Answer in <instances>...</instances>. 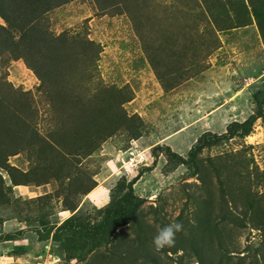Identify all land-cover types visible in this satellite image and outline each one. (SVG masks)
I'll return each instance as SVG.
<instances>
[{
    "label": "rangeland",
    "instance_id": "374dc122",
    "mask_svg": "<svg viewBox=\"0 0 264 264\" xmlns=\"http://www.w3.org/2000/svg\"><path fill=\"white\" fill-rule=\"evenodd\" d=\"M260 89L264 0H0V264H264V96L248 135L173 155ZM135 176L126 223L38 236Z\"/></svg>",
    "mask_w": 264,
    "mask_h": 264
},
{
    "label": "trees",
    "instance_id": "16d2710c",
    "mask_svg": "<svg viewBox=\"0 0 264 264\" xmlns=\"http://www.w3.org/2000/svg\"><path fill=\"white\" fill-rule=\"evenodd\" d=\"M263 96L264 89H260L252 94V99L255 102L257 109L249 114L244 120H234L229 122L226 125L225 131L221 133L211 131L203 132L189 148L186 158L177 153H173V155L180 163L191 165L194 162L197 153L203 147L213 145L222 139L248 135L252 131L256 119L262 115L261 98ZM136 176L127 182H125V179L117 181L115 185L116 195L113 196L99 221L87 220L79 213H75V215L69 219L63 220L58 225L43 223L45 228L37 230L38 236L41 238H51L57 241H61L63 238H66L69 241H75L87 238L88 236H93L96 233L100 235L105 234L109 231V228L126 223L139 203V198L136 197L133 190V182ZM10 236L12 235H4L3 237H0V240L12 239Z\"/></svg>",
    "mask_w": 264,
    "mask_h": 264
},
{
    "label": "clouds",
    "instance_id": "9594fccd",
    "mask_svg": "<svg viewBox=\"0 0 264 264\" xmlns=\"http://www.w3.org/2000/svg\"><path fill=\"white\" fill-rule=\"evenodd\" d=\"M181 229L182 224L178 221L172 222L161 228L153 238V244L156 250L174 246L176 234L181 231Z\"/></svg>",
    "mask_w": 264,
    "mask_h": 264
}]
</instances>
